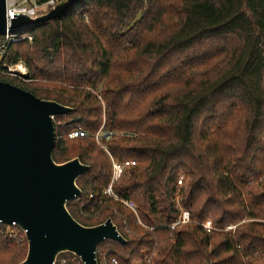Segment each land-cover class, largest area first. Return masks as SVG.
<instances>
[{
  "label": "trees",
  "instance_id": "obj_1",
  "mask_svg": "<svg viewBox=\"0 0 264 264\" xmlns=\"http://www.w3.org/2000/svg\"><path fill=\"white\" fill-rule=\"evenodd\" d=\"M18 33L0 70L22 63L27 76L0 81L72 108L53 118L52 158L88 165L67 210L83 226L111 219L126 239L101 242L98 264H264V0H77ZM100 132L114 159L136 163L114 191L137 215L102 195ZM183 210L191 222L168 227ZM15 230L0 224V264L25 258Z\"/></svg>",
  "mask_w": 264,
  "mask_h": 264
},
{
  "label": "water",
  "instance_id": "obj_2",
  "mask_svg": "<svg viewBox=\"0 0 264 264\" xmlns=\"http://www.w3.org/2000/svg\"><path fill=\"white\" fill-rule=\"evenodd\" d=\"M76 1L64 0L46 14L28 18L9 17L7 0H0V36L7 29L55 19ZM71 110L0 81V224L14 223L25 231L27 252L19 264H54L61 253L82 264H98L101 242L126 243L111 219L83 226L67 210V202L81 196L76 179L88 170L78 158L63 163L52 158L53 118Z\"/></svg>",
  "mask_w": 264,
  "mask_h": 264
},
{
  "label": "built area",
  "instance_id": "obj_3",
  "mask_svg": "<svg viewBox=\"0 0 264 264\" xmlns=\"http://www.w3.org/2000/svg\"><path fill=\"white\" fill-rule=\"evenodd\" d=\"M6 4H7L6 5L7 14L9 15V17H13V15L19 14V15H24L25 17H28V18H36L39 16L38 15L39 11L46 9L47 7L53 8L54 7V0H47V1L42 2V3H38L37 0H23L22 3H12V2H8V0H7ZM11 11H13L14 13L11 14ZM25 27L26 26H20L18 28H14L13 30L7 29L6 34L2 36V40L0 41V57L2 56L3 51L5 50L6 46L10 42L18 41V40H22V39L26 38V36H23L20 33H18V30L20 28H25ZM10 31H13V32L10 33ZM27 38L30 39L29 37H27ZM3 66L12 71V72L11 71L8 72L7 74L14 75L15 77H17L19 79H23L26 76V75H23V73L21 71H18L19 73H16L14 71V69H12V67H7L6 65H3ZM24 70H25V68H24ZM0 72L2 74H4L5 70H0ZM78 136H84V134L80 130H76V131H73V132L68 134V137H70V138L78 137ZM102 136H103V134H101V132L96 134L95 135V141L108 154L109 159H110V173H111L109 183L103 189L102 195L105 197H109L115 201H119L124 207H127L135 215H137L135 203L131 200L120 198L118 196V194L114 191V187L120 182L121 178L126 174V172L130 168L134 167L136 163H135V161H131V160L118 161V160L114 159L109 154V152L107 151L105 145L101 144L100 140H101ZM104 138H108V135L104 134ZM177 184L178 185L182 184L181 178H179L177 180ZM137 222L142 225V223L139 219H137ZM190 222H191V220L189 217V213L186 210H183L180 212L177 220L175 222L171 223L170 225H168V227L174 228L178 224L190 223ZM201 226L206 231H210L211 229H213L212 224L209 220L202 223ZM7 227L13 229V231L10 232L9 236L16 237L17 231L15 229H18L21 232V235H20L21 238L20 239H22L24 237V239L26 240L25 231L20 229L19 227H17L16 224L13 223L11 226H7ZM232 228H233L232 226H229L226 228V230L232 229ZM110 263L115 264L116 263L115 258H110ZM100 264H108V261L102 260L100 262Z\"/></svg>",
  "mask_w": 264,
  "mask_h": 264
},
{
  "label": "rangeland",
  "instance_id": "obj_4",
  "mask_svg": "<svg viewBox=\"0 0 264 264\" xmlns=\"http://www.w3.org/2000/svg\"><path fill=\"white\" fill-rule=\"evenodd\" d=\"M22 1L23 0H8V2H12V3H22ZM11 32H13V31H10V33ZM7 67H12V69H14V71L16 72V73H19L18 71H21V70H24V66H23V64L22 63H18L16 66H7ZM11 70L10 69H8V68H6V70H5V76L6 77H8V78H12V77H15L14 75H10V74H7L8 72H10ZM25 71H26V69H25ZM12 72V71H11ZM26 74H27V72H26ZM25 74V75H26ZM26 241V240H25ZM26 247H27V242H26ZM26 252H27V250H26ZM26 256V255H25Z\"/></svg>",
  "mask_w": 264,
  "mask_h": 264
},
{
  "label": "bare ground",
  "instance_id": "obj_5",
  "mask_svg": "<svg viewBox=\"0 0 264 264\" xmlns=\"http://www.w3.org/2000/svg\"><path fill=\"white\" fill-rule=\"evenodd\" d=\"M14 12L13 11H11V14H13ZM21 72L23 73V75H25L26 74V71L25 70H21Z\"/></svg>",
  "mask_w": 264,
  "mask_h": 264
}]
</instances>
